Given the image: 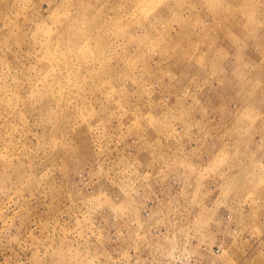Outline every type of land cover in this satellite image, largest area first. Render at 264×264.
<instances>
[{
    "label": "rangeland",
    "instance_id": "rangeland-1",
    "mask_svg": "<svg viewBox=\"0 0 264 264\" xmlns=\"http://www.w3.org/2000/svg\"><path fill=\"white\" fill-rule=\"evenodd\" d=\"M0 264H264V0H0Z\"/></svg>",
    "mask_w": 264,
    "mask_h": 264
}]
</instances>
